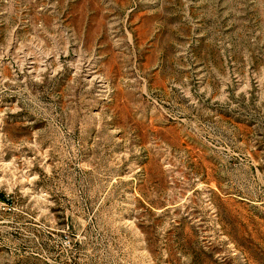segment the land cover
<instances>
[{"label": "rangeland", "instance_id": "rangeland-1", "mask_svg": "<svg viewBox=\"0 0 264 264\" xmlns=\"http://www.w3.org/2000/svg\"><path fill=\"white\" fill-rule=\"evenodd\" d=\"M0 264H264V0H0Z\"/></svg>", "mask_w": 264, "mask_h": 264}]
</instances>
